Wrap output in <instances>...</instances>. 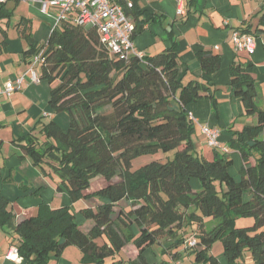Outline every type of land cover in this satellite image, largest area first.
<instances>
[{
  "label": "trees",
  "instance_id": "trees-1",
  "mask_svg": "<svg viewBox=\"0 0 264 264\" xmlns=\"http://www.w3.org/2000/svg\"><path fill=\"white\" fill-rule=\"evenodd\" d=\"M117 1L134 20L136 39L144 29L145 9L140 0H130L132 6L127 0ZM12 15L13 9L0 0V21L9 22ZM257 16L255 27L233 28L232 34L236 29L252 34L264 45V7ZM23 35L29 43L26 56L43 52L40 77L53 84L49 104L56 113L67 114L69 123L40 119L38 131L13 142L43 173L58 175L57 189L70 198L69 204L59 207L40 199L37 213L17 222L14 236L25 262L49 264L67 246L76 245L87 263L150 264L147 249L172 239L165 251L183 245L199 263L241 264L250 252L254 264H264V107L259 105L263 94L251 58L241 60L245 50L234 46L228 84L231 95L242 100L246 114L257 123L229 128V135L221 133L219 140L229 147L226 153L207 144L203 122L193 111L201 100L209 99L214 115L220 116L221 88L215 78L223 53L218 47L197 48L201 77L184 79L175 40L144 58H126L111 52L97 25L87 26L73 17L55 25L46 42L31 33ZM6 38L4 34L3 45ZM199 127L214 151L212 159L196 149L194 134ZM3 144L0 139V153ZM160 150L175 153L133 168L136 156ZM233 151H239L243 161L236 174L231 171ZM97 176L119 181L88 190ZM194 179L199 182L197 191ZM42 189L32 195L39 196ZM83 198H94V205L74 211L72 204ZM124 199L129 206H121ZM13 200L0 189V226L15 218ZM242 216L252 217L253 223L237 225ZM206 218L215 220L212 227H206ZM88 220L93 225L86 229ZM192 236L195 245L188 244ZM218 240L226 262L211 252ZM131 245L137 249L136 257L120 255Z\"/></svg>",
  "mask_w": 264,
  "mask_h": 264
},
{
  "label": "crops",
  "instance_id": "crops-1",
  "mask_svg": "<svg viewBox=\"0 0 264 264\" xmlns=\"http://www.w3.org/2000/svg\"><path fill=\"white\" fill-rule=\"evenodd\" d=\"M5 1L7 6L13 9V15L9 22L0 21V34L2 35L0 39V87L10 79L27 74L26 72L28 75L30 74L29 68L35 54L25 55L24 51L28 48L29 43L23 34L31 33L40 43L46 42L56 23L54 16L43 13L40 10V4L35 0ZM183 3L185 11L179 13L178 0H140V5L145 9V14L141 15V18H144L146 22L144 29L135 39L136 46L138 50L144 51L145 55H149L161 51L167 44H171L175 40L180 51V68L182 73L184 72V79L201 77L202 71L195 56L197 48L218 47L217 50L223 53V64L215 78L221 88L217 92L220 116L218 118L214 115L209 99L201 100L195 105L193 111L200 122L218 126L223 135H229L227 129L240 130L241 118L242 120L247 119L242 100L231 95V88L228 84L229 67L236 57L234 44L231 40L232 29L245 27L248 24L255 27L258 21L257 14L264 7V0H183ZM54 9L53 13L56 11ZM14 18L16 19L15 23ZM23 18H25L24 21H21ZM4 34H7L5 45L2 43ZM240 55L241 60L249 58L245 52H240ZM251 56L255 70L258 68L264 74V71L260 70V68H264V45L261 40L258 41L257 48ZM34 66L41 74L40 63H36ZM52 86L53 84L48 80L40 78V81L35 82L27 76L22 86L15 90L11 96L2 94L0 98V139L4 141L0 153V189L7 197L14 199L12 204L15 213V218L11 222L0 226V264H28L20 255L7 257L11 245L18 241L14 236L17 222L35 215L38 210L36 203L40 199L50 200L51 203L63 194L68 196L66 192L57 189L60 177L55 173L51 175L43 173L38 166L33 164L30 156L22 157L23 152L13 142L15 137L26 132L33 129L38 131L42 125V123L37 124L40 119L48 122L55 118L63 126L69 123L67 114L56 113L49 104ZM261 91L263 93V90ZM225 112H227L226 115ZM198 129V140L195 139L197 151L204 157L212 159L214 151L206 145L200 127ZM41 136L44 138L43 134ZM237 154L241 157L239 151L231 153L234 163ZM239 162L242 164V157ZM232 173L236 174L237 171H232ZM116 181H119L118 177L111 180L99 179L98 183L105 185ZM197 181H193V184L198 187L195 190L199 189ZM41 186L43 187L41 194L39 196L32 195L33 191ZM90 188L92 189V187ZM48 190L52 193L50 196H46ZM86 200L85 205H94V198ZM69 201L64 198V203L62 202L61 205L57 203L54 207L69 204ZM120 204L127 207L130 205V201L124 199ZM72 206H75V203ZM205 220L208 221V218ZM213 224L214 221H211V224L206 223V227L210 228ZM91 225H93L92 220H88L85 223L86 229ZM171 242L172 239L164 240L160 244L149 247L145 252L149 263L184 264L186 257H193L189 249L184 248L183 245L177 249L165 251L164 248ZM160 245H163L162 251ZM212 250L211 252L221 262H226L223 247L221 251L220 247L217 251ZM136 254V248H134V253L132 250L131 252L122 250L120 253V255L132 258L136 257ZM81 255L83 256V253L78 246L69 245L64 249L59 259L52 258L49 264H76L81 259ZM249 258L247 253L241 264H246ZM192 262L193 264H203L195 260V254Z\"/></svg>",
  "mask_w": 264,
  "mask_h": 264
},
{
  "label": "built area",
  "instance_id": "built-area-1",
  "mask_svg": "<svg viewBox=\"0 0 264 264\" xmlns=\"http://www.w3.org/2000/svg\"><path fill=\"white\" fill-rule=\"evenodd\" d=\"M5 1V0H2ZM40 4V10L43 13L53 15L55 25L60 23L67 17H73L79 23L87 26L97 25L101 31L102 41L110 48L111 52L119 54L123 57L137 55L141 58L145 57L144 51L138 50L136 41L133 38V33L136 28L134 20L129 17L124 6L117 0H35ZM178 12L184 13L185 6L183 0H178ZM129 6L133 3L127 0ZM56 11H55V9ZM54 9V13H53ZM232 41L237 50L246 49L253 53L257 48L256 37L252 34L234 30ZM43 52H38L34 55L32 64L29 68L30 74L8 80L4 86L0 87V98L2 94L11 96L13 92L19 89L25 82L27 76L32 81H40V73L35 68L36 63L42 61ZM1 104V100H0ZM202 132L206 135V142L210 147H216L229 151L228 146H224L219 140L221 130L217 126L210 123H201ZM196 237L192 236L188 240L189 245L196 244ZM19 256V250L16 244L11 245L7 253V257Z\"/></svg>",
  "mask_w": 264,
  "mask_h": 264
},
{
  "label": "rangeland",
  "instance_id": "rangeland-1",
  "mask_svg": "<svg viewBox=\"0 0 264 264\" xmlns=\"http://www.w3.org/2000/svg\"><path fill=\"white\" fill-rule=\"evenodd\" d=\"M15 21H16V19L14 18V23H15ZM2 38V35L0 34V39ZM243 50H245V51H243V52H245L247 55H249V58H252V53L251 52H249V51H247L246 49H243ZM260 70L261 71H264V68L263 69H261L260 68ZM255 76H256V79H257V83H258V85H259V90H260V92H262L261 90H263V93H264V74H262L260 71H259V69L257 68L256 70H255ZM58 80V79H57ZM56 80V81H57ZM58 82V81H57ZM262 93V94H263ZM259 105L261 106V107H264V95H263V97L262 98H259ZM227 114V112H225V115ZM242 116V115H241ZM240 116V117H241ZM245 118H247V119H244V120H242V118H241V129L244 127V125H246L244 122H246V123H257V119L255 118L254 119V121H253V116H249V115H246V117ZM253 121V122H252ZM240 123V122H239ZM198 140V137H197V133H195L194 134V140ZM196 140H195V144H197L196 143ZM199 141H201V140H199ZM196 149H197V146H196ZM212 149V148H211ZM213 150V149H212ZM174 153H175V151H170V152H168V153H164L162 150H160V151H158V152H156V153H147V154H142V155H139V156H136L134 159H133V168H138L139 166H141V165H143V164H145V163H147V162H150L151 160H153V159H164L167 155H169L170 157H173V155H174ZM236 156V160H235V163L232 165V167H231V170L233 171V172H236L237 171V173L239 172V169H240V166L242 165L240 162H239V160H241V157H240V155H235ZM166 159V158H165ZM58 176V175H57ZM59 177V176H58ZM98 178V176L96 177V178H94L93 179V184H92V189H94V188H96V186L99 184L98 183V181H95V180H98L97 179ZM100 178H102V177H100ZM59 180V179H58ZM197 181L198 179H194L193 181ZM198 182V181H197ZM194 185V184H193ZM195 188H198L197 186H195L194 185V189ZM91 188L89 189V190H92ZM47 190V189H46ZM45 190V191H46ZM197 191V190H196ZM52 193H51V191L50 190H48L47 192H46V196H50ZM65 194H63V196H61V197H58L57 199H55V200H53V202L51 201V204H52V206L54 207L55 205H57V203H59L58 205H61L62 204V202H63V199L64 198H67L68 200H70V198L66 195L65 197ZM60 201V202H59ZM87 200L85 199V198H83V199H80V200H77V201H75L74 203H75V206H72V209L74 210V211H76V210H79L81 207H83L87 202H86ZM70 202V201H69ZM91 202H93V200H91ZM64 203V202H63ZM73 205V204H72ZM79 216V219L80 218H83L82 216H81V214H79L78 215ZM215 221V220H213L212 218H208V221H206V223H208V224H211V221ZM89 221H91V220H89ZM253 221H254V219L252 218V217H239L238 219H237V225H240V226H242V225H247V224H252L253 223ZM100 243H102L101 241H102V239L100 238H98L97 239ZM163 240H165V239H163ZM155 244H160V243H155ZM216 245H215V247L213 246L212 247V249H214L215 251H217V249L220 247V251H221V248L223 247V243H222V241L221 240H218V241H216V243H215ZM76 246V245H75ZM69 249L71 248V246L70 247H68ZM134 248H135V246L134 245H131V246H129V247H127L126 248V250H128L129 252H131V250H132V253H134ZM160 248H161V251L163 250V245L161 246L160 245ZM68 249V250H69ZM189 251H190V253H191V255L193 256L192 258L190 257H186V259H185V261H184V264H193V262H192V260H193V258H194V254L195 253H192L193 251L192 250H190L189 249ZM212 252H213V250H212ZM248 255L250 256V258L247 260V262H246V264H251V262H253V259H252V256H251V253L250 252H248ZM53 258V257H52ZM65 264V263H64ZM69 264V263H68ZM76 264H93V263H87V262H84L83 260H82V255H81V259H79V261L76 263ZM153 264H155V263H153Z\"/></svg>",
  "mask_w": 264,
  "mask_h": 264
}]
</instances>
